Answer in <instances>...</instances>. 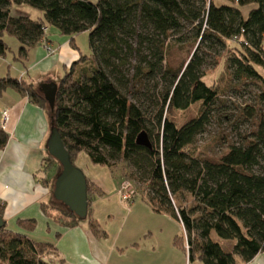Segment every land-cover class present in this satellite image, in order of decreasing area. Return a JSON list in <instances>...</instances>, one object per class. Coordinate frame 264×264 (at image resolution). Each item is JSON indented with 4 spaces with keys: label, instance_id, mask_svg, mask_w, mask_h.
<instances>
[{
    "label": "trees",
    "instance_id": "1",
    "mask_svg": "<svg viewBox=\"0 0 264 264\" xmlns=\"http://www.w3.org/2000/svg\"><path fill=\"white\" fill-rule=\"evenodd\" d=\"M220 3L0 0V57L8 51L7 34L18 41L16 60L23 63L49 26L71 41L86 33L90 50L57 84L52 109L23 76L0 78V97L13 90L49 109L50 128L59 132L72 163L85 152L93 164L112 172L123 164L117 174L144 186L142 197L151 208L180 224L190 262L248 264L264 253V111L241 107L239 115L252 129L219 155L200 150L197 138L210 124L230 78L241 86L255 85L264 105V0ZM248 5L254 8L244 18L242 8ZM13 6H28L41 16L15 13ZM186 48L189 55L180 58L179 50ZM218 64L224 82L207 85L206 71ZM177 112L189 116L178 123ZM141 132L150 148L137 144ZM8 140L0 130V151ZM54 165L59 170L52 183ZM42 169L43 186L54 188L60 164L48 156ZM92 193L87 179L88 208ZM42 206L44 215L64 227L80 222L63 206L61 216L48 203ZM0 217L4 219L3 208ZM18 224L25 231L35 227L34 220ZM89 228L99 234L96 223ZM50 250V245L7 230L4 219L0 264H50L41 259Z\"/></svg>",
    "mask_w": 264,
    "mask_h": 264
},
{
    "label": "crops",
    "instance_id": "2",
    "mask_svg": "<svg viewBox=\"0 0 264 264\" xmlns=\"http://www.w3.org/2000/svg\"><path fill=\"white\" fill-rule=\"evenodd\" d=\"M12 11L32 19L41 16L38 11L30 13L26 6H13ZM77 39L71 41L69 36L63 35L56 28L46 27L44 37L29 50L24 60L26 73L19 69L17 78L23 76L26 82L37 88L40 85L58 84L83 53L77 45ZM4 110H8L10 118L5 131L9 140L0 151V208H3L8 230L23 234L35 243L52 246L49 255L54 259L50 264H152L146 261L143 253L150 256L154 246H141L145 241L136 244L133 228L123 235L122 231L118 232L117 241L110 243V236L101 228L104 217L111 215L115 211L112 206L116 205L122 212L130 211L131 214L136 206L145 207L152 215L175 220L169 215L156 213L143 197L141 203H136L135 199L130 207L122 203L118 195L122 179L117 175L118 181L108 179V182H100L87 178L93 186V193L86 219L69 228L56 223L43 214L42 206L52 196L51 185L44 187L42 182L46 175L42 163L48 157V112L13 90H8L0 97V114ZM19 220H34V229L23 231L19 227ZM90 222L98 225L97 236L91 233ZM116 254H120L119 257ZM261 255L248 264H262L264 258Z\"/></svg>",
    "mask_w": 264,
    "mask_h": 264
},
{
    "label": "rangeland",
    "instance_id": "3",
    "mask_svg": "<svg viewBox=\"0 0 264 264\" xmlns=\"http://www.w3.org/2000/svg\"><path fill=\"white\" fill-rule=\"evenodd\" d=\"M216 3L221 4L220 0H216ZM252 8H254L252 5L242 8V15L244 18H247V15ZM28 11L33 14L36 10L28 7ZM77 38V45L81 52L85 55H89L88 35L82 33L78 35ZM3 40L8 46V51L4 57H0V78L9 76L10 78L16 79L18 76V70L26 69L23 64L24 62L21 63L16 60L19 43L14 37L7 34L3 36ZM83 53L81 54L84 55ZM178 55L180 58H182L181 56L185 58L189 55V52L186 48L183 49V51L179 50ZM222 69L221 64H218L215 68H208L204 77L205 83L211 85L220 81L224 82V73ZM67 72H70V69ZM238 83L239 82L234 80V78H230V81L228 80L227 91L222 95L223 98H221L220 102L216 105L210 124L207 126L206 131L197 138V147H199L200 150L208 149L207 151L209 154L219 155L228 145L240 144L242 137L251 131L252 124L246 122L240 117L239 109L248 105L254 109L259 107L264 111V105H260L257 100L259 93L258 88L255 85H251L249 82L242 86ZM191 110H194L193 107ZM47 112L49 115V109ZM188 116L189 113L187 112H177L175 113L174 118L178 123H182L188 118ZM73 164L78 170H80L86 179L91 178V180L95 179L100 182L107 181L108 179H115L114 181H118L119 175L117 173L120 172L121 168L122 170L124 168L123 164H119L116 167V172H110L109 168L106 166L93 164L85 152L78 154L74 159ZM58 170V166L54 165L50 174V181L52 183L54 171L57 172ZM128 181L134 186L137 192V196L135 197L136 200L134 199L135 202L141 203V197L145 195V187L133 183L130 180ZM52 196H50L48 200V209L61 216L62 205L53 200ZM124 204L129 207L133 205ZM136 207L135 210L131 209L134 211L130 214V211L122 212L120 207L113 205L112 208H114L115 211H113L111 215L104 217L101 228L108 234V236H110V243L117 241L116 234L118 232L122 231L123 235L129 229L133 228L136 233L134 241L136 244L145 241L141 246H144L145 248L154 246L150 256L143 253L145 254L146 261L151 262L152 264H201L197 260L192 262L189 261L185 239L181 227L177 222L163 216L152 215L145 207ZM6 229L8 230V227H6ZM228 244L229 243L226 245ZM135 253L137 252L135 251ZM138 253L141 254V250H139ZM45 255H49V252L47 251ZM261 257L264 258V253ZM262 264H264V261Z\"/></svg>",
    "mask_w": 264,
    "mask_h": 264
},
{
    "label": "water",
    "instance_id": "4",
    "mask_svg": "<svg viewBox=\"0 0 264 264\" xmlns=\"http://www.w3.org/2000/svg\"><path fill=\"white\" fill-rule=\"evenodd\" d=\"M38 90L43 94L50 108L57 91V84L40 85ZM136 142L138 145L150 148L151 144L145 132H141ZM48 156L54 158L61 170L54 182L53 199L64 208L74 213L78 219L84 220L88 216L87 179L70 161L67 149L61 136L55 128H50L46 144ZM4 226V219L0 217V229Z\"/></svg>",
    "mask_w": 264,
    "mask_h": 264
},
{
    "label": "built area",
    "instance_id": "5",
    "mask_svg": "<svg viewBox=\"0 0 264 264\" xmlns=\"http://www.w3.org/2000/svg\"><path fill=\"white\" fill-rule=\"evenodd\" d=\"M44 31H46V29H44ZM9 118L8 110H4L0 114V130L6 131ZM118 195L122 203L131 204L134 202L137 192L128 180H122L118 188ZM41 259L44 262L50 263L54 257L51 255H43Z\"/></svg>",
    "mask_w": 264,
    "mask_h": 264
}]
</instances>
